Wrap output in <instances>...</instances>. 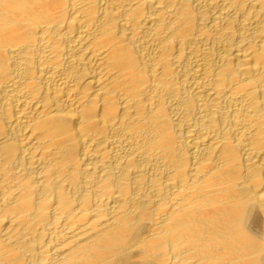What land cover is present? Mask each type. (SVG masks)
Instances as JSON below:
<instances>
[{
	"label": "bare ground",
	"instance_id": "1",
	"mask_svg": "<svg viewBox=\"0 0 264 264\" xmlns=\"http://www.w3.org/2000/svg\"><path fill=\"white\" fill-rule=\"evenodd\" d=\"M0 264H264V0H0Z\"/></svg>",
	"mask_w": 264,
	"mask_h": 264
}]
</instances>
